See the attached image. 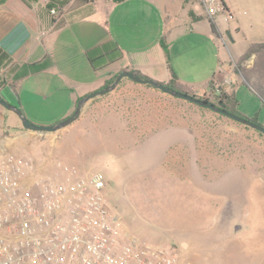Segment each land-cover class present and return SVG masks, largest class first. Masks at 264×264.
<instances>
[{"label": "rangeland", "instance_id": "obj_1", "mask_svg": "<svg viewBox=\"0 0 264 264\" xmlns=\"http://www.w3.org/2000/svg\"><path fill=\"white\" fill-rule=\"evenodd\" d=\"M231 1V13L218 15L222 32L215 36L228 63L264 38L257 25L264 21V0ZM254 61L255 55L243 67ZM234 72L226 86L237 97L235 109L245 118L257 114L264 127V103L237 63ZM126 82L86 102L69 127L9 140L17 148L10 153L44 163L48 174H60L64 166L81 176L101 173L125 230L147 243L179 247L192 264H264V135L143 84L128 89ZM209 100L217 104L215 97ZM37 105L41 113H24L44 122L39 126L65 117L61 101ZM0 111L6 109L0 105Z\"/></svg>", "mask_w": 264, "mask_h": 264}, {"label": "crops", "instance_id": "obj_2", "mask_svg": "<svg viewBox=\"0 0 264 264\" xmlns=\"http://www.w3.org/2000/svg\"><path fill=\"white\" fill-rule=\"evenodd\" d=\"M64 1L55 15L44 9L48 0L30 4L21 0L0 1V50L10 58L0 74V81L5 80L0 87V98L17 106L25 117L24 112L41 113L37 103L43 105L47 98L61 101L65 107L62 114L69 117L77 99L99 90L106 80L124 70L138 72L164 85L174 81L201 96L209 94L215 77L220 82L229 79V84L234 80L236 62L228 63L215 41L216 34L221 36L222 32L220 19L217 16L210 20L206 16L203 5L206 0ZM223 2L224 13L230 14L233 2ZM261 6L264 10V2ZM257 25L260 36L264 37V21ZM238 29L236 26L235 30ZM106 41L115 42L122 57L95 71L88 63L86 52ZM259 42L263 43L264 38L249 43L233 60L241 59L250 44ZM253 58L254 55L248 60ZM45 59H50L52 65L22 77L14 83L15 90L12 89L11 76L18 67ZM131 83L126 82V87L137 90V86L131 85L139 83ZM227 89L223 85L225 93ZM33 107L36 108L32 110ZM6 111H0V137L4 139L0 153L15 150L9 140L31 136V131L25 129L9 136L6 132L18 131L22 125L18 118V122L9 119ZM26 118L36 125L44 123ZM7 121L8 129L4 126ZM46 123L51 126L57 121Z\"/></svg>", "mask_w": 264, "mask_h": 264}, {"label": "built area", "instance_id": "obj_3", "mask_svg": "<svg viewBox=\"0 0 264 264\" xmlns=\"http://www.w3.org/2000/svg\"><path fill=\"white\" fill-rule=\"evenodd\" d=\"M223 3L206 0V16L224 13ZM229 83L215 77L211 86L218 93ZM105 190L99 172L81 176L64 166L48 174L44 163L1 152L0 264H192L175 245L130 235Z\"/></svg>", "mask_w": 264, "mask_h": 264}, {"label": "trees", "instance_id": "obj_4", "mask_svg": "<svg viewBox=\"0 0 264 264\" xmlns=\"http://www.w3.org/2000/svg\"><path fill=\"white\" fill-rule=\"evenodd\" d=\"M3 1V0H1ZM24 3L30 4L31 2L36 3L37 0H21ZM113 1H122V0H113ZM65 4L64 0L57 1V0H48V2L45 4L44 9L47 11L55 10L56 12L60 11L63 5ZM225 9V6H224ZM87 60L90 66L93 70H99L105 66H109L110 64L116 62L118 59L122 57V51L119 49L117 44L113 41H106L92 49H88L86 52ZM252 55H255V61L253 63V66L250 69H245L243 67V64L245 61H247ZM10 63V58L8 54L0 50V74L2 73V70L7 67V65ZM238 69L241 73V76L243 77L245 82H250L254 85V91L258 94V96L261 98L260 100L264 103V42L263 43H253L250 44L245 51V53L242 55L241 59H239L237 62ZM51 60L45 59L41 62H37L34 64H23L20 67L17 68V70L14 72V74L11 76V83L9 84L13 90H15L14 83L18 80H20L22 77L36 74L49 66H51ZM14 70V69H12ZM136 75L141 76L142 78H145L146 80H149L145 77V75H142L138 72H130ZM118 75V74H117ZM115 75L108 81L106 80L104 84L101 86L103 88L106 85L111 84V82L114 80V78L117 76ZM126 78H123L120 80L118 84H120L123 80ZM5 84V80L0 81V87ZM167 87L174 89L175 91L181 92L186 95H190L193 97H196L197 99H201L204 102H210L209 98L215 97L217 100V104L220 108L229 111L233 114L239 115L237 110L235 109V106H237V98L235 97L234 93H225L223 90L220 89L218 93L214 91L212 86L209 87V94L208 95H196L192 93L191 91H188L186 89H183L180 85H177L174 81H170L168 84H166ZM149 87V86H148ZM100 88V89H101ZM80 99V98H79ZM75 102V107L78 102V100ZM97 99V98H95ZM95 99H92L91 101H94ZM227 104H230L234 110H229L227 108ZM239 117H242L239 115ZM255 124H258V126H261V124L257 121V114H255L251 118H245ZM264 128V127H263ZM23 129V128H21ZM259 135L263 136L261 133L258 132Z\"/></svg>", "mask_w": 264, "mask_h": 264}, {"label": "water", "instance_id": "obj_5", "mask_svg": "<svg viewBox=\"0 0 264 264\" xmlns=\"http://www.w3.org/2000/svg\"><path fill=\"white\" fill-rule=\"evenodd\" d=\"M123 78H126L127 80H130V81L135 82V83L144 84L145 86L152 87L156 90H159L160 92H163L164 94H168V95H171V96L176 97V98H182V100H184V101L199 105L202 108H206V109L211 110L215 113H219L220 115H222L228 119L239 122V124H242V125L247 126V127H251L253 129L257 130V132L264 135V128L263 127H260V126H258V124H255V123H253L247 119L239 117V115H236V114H233L229 111H226V110L220 108L219 105H215V104L209 103V102H204L201 99H197L196 97L175 91L174 89L169 88L164 84L155 83V82H152L150 80H146L145 78H142L139 75L127 72L126 70L121 71L114 78V80L111 82V84L104 86L103 88L91 93L90 95H85L82 98H80L76 104L74 112L69 117L67 116L66 118L62 119L61 121H59V122H57L51 126H49V125L39 126V125L32 124L22 114V111L17 106H13L1 98H0V105L2 107H4L5 109L11 111V113H13L17 117L20 120L23 129H25V130H30L32 132H39V133H41V132H49V133L58 132L64 128H66V127H69L72 123H74L78 119L79 115L82 112L83 106L86 102H89L90 100L97 98V97H100L102 95L109 94L110 92H112L116 88V86L118 85L120 80Z\"/></svg>", "mask_w": 264, "mask_h": 264}]
</instances>
